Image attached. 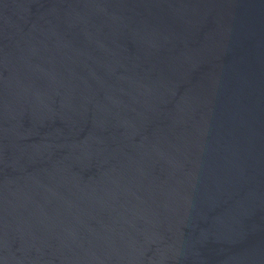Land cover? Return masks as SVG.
Instances as JSON below:
<instances>
[{"label": "water", "instance_id": "1", "mask_svg": "<svg viewBox=\"0 0 264 264\" xmlns=\"http://www.w3.org/2000/svg\"><path fill=\"white\" fill-rule=\"evenodd\" d=\"M0 264H264V0H0Z\"/></svg>", "mask_w": 264, "mask_h": 264}]
</instances>
